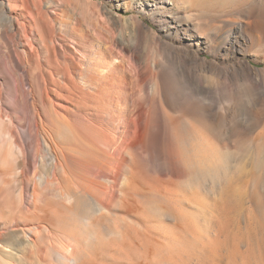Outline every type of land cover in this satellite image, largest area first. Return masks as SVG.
I'll use <instances>...</instances> for the list:
<instances>
[{
    "label": "rangeland",
    "instance_id": "rangeland-1",
    "mask_svg": "<svg viewBox=\"0 0 264 264\" xmlns=\"http://www.w3.org/2000/svg\"><path fill=\"white\" fill-rule=\"evenodd\" d=\"M42 10L63 44L85 52L70 75L91 85L88 94L66 79L49 88L45 107L70 127L40 128L48 150L22 186L9 174L22 202L17 194L0 210V255L11 264H264V0H42ZM8 36L0 26L1 62ZM162 62L171 96L199 98L171 109L157 84ZM206 105L230 106L236 118L206 120Z\"/></svg>",
    "mask_w": 264,
    "mask_h": 264
},
{
    "label": "bare ground",
    "instance_id": "bare-ground-1",
    "mask_svg": "<svg viewBox=\"0 0 264 264\" xmlns=\"http://www.w3.org/2000/svg\"><path fill=\"white\" fill-rule=\"evenodd\" d=\"M6 8L15 11L17 17L14 18L9 14H5L3 11ZM0 10V26L4 34L10 35L8 36L9 40H7L6 60L0 61V70L3 68L2 63H7L13 70L9 80L0 79V163L9 165L6 168H0V210L9 209L11 211V200L13 196L18 194V185L12 184L11 180L8 179L9 174H14L13 176L17 177L18 183L22 186L24 170L30 165L31 159L34 162L36 161L35 157L39 154L40 148L48 150V147L45 146L44 141L40 138V128L45 127V129L58 133L59 124H64L66 129L70 127L69 119L60 115L53 107V103H51L50 108L49 106L45 107L48 102H51V98L48 95L49 88L54 91L63 89L65 86L64 80L66 79L71 81V87L72 85L78 86L84 94H88L89 85L91 84L86 77H78V79L70 75L71 70L73 72L74 69L78 71L83 69V65L87 62L83 61L86 58V54L72 44H63L61 41L64 40L63 34L59 37L55 36L52 24L54 20L42 10V0L33 2H29V0H0ZM51 12L55 14V18H60L58 12L56 13L54 10H51ZM24 20L27 22L26 24ZM39 22L43 23L44 31H41L40 27H38ZM187 37L190 41H193L195 37H199V34L193 31L187 34ZM37 40L41 41L40 49H37L34 45ZM21 53L24 55L23 59ZM73 54L78 55L81 62L74 61ZM192 54L193 57L197 55L194 52ZM198 60L202 63H209V60L205 57H199ZM178 61H180L177 62L179 67V63L184 66L186 60ZM166 62L170 63L171 59L166 60ZM245 64L249 68V63L246 62ZM158 67L159 70L156 74L159 81L157 84L163 88V98L171 109L181 107L188 102V98L198 97L197 95L201 93L193 90L183 94L175 92L171 96V86L169 85V88H166L168 81L165 78L167 75L165 72L167 68L163 62ZM179 69L181 70L180 67ZM230 70L233 71L232 65ZM181 71L184 76L187 75L186 69ZM80 75L82 73L78 76ZM98 77L101 78L102 73ZM178 80L182 79L178 78ZM98 83L94 86L97 87ZM25 84L29 85L28 88L25 87ZM223 99L226 102L225 104H230L232 97L226 96ZM205 107H207V114L204 111L206 120L207 117L216 120L222 115H227L230 119L236 118V114H234L230 106L224 107L221 113L218 111L215 113L207 105ZM177 120H179V116L173 117V122ZM25 135H27L28 140ZM263 146L259 145V158L264 161ZM59 161V157L52 158L51 167L53 172ZM21 202V197L18 194V203L21 204ZM241 208L242 206L240 205L237 210ZM16 217H18L17 214ZM5 225L8 226L9 224L6 223ZM18 229L25 232L23 227H18ZM29 231H32V227L29 228ZM22 232L18 235L19 244L21 245L25 243ZM1 235L7 236V233L1 232ZM25 236L32 240L28 234ZM9 238L11 239L12 237ZM2 250V253L6 256H11L10 252L7 251V247L3 246ZM71 252L73 253L72 249ZM70 261L71 263L74 262L73 259ZM0 262L11 264L10 260L1 255Z\"/></svg>",
    "mask_w": 264,
    "mask_h": 264
}]
</instances>
